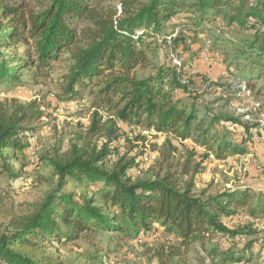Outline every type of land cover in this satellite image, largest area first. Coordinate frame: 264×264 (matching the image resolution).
Masks as SVG:
<instances>
[{
  "label": "trees",
  "instance_id": "trees-1",
  "mask_svg": "<svg viewBox=\"0 0 264 264\" xmlns=\"http://www.w3.org/2000/svg\"><path fill=\"white\" fill-rule=\"evenodd\" d=\"M166 28L170 34L163 32ZM176 30L177 37L171 38ZM212 31L217 34L209 49L219 43L241 49L235 77L253 90L252 79L264 74V0H119V6L110 0H0V87L20 86L27 71L41 74L64 59L61 89L68 101H75L80 90L94 88L97 106H107L125 124L194 141L216 159L244 155L247 141L229 139L220 126L230 123L252 132L256 124L250 127L201 108L178 68L137 75L139 68L152 64L158 37L170 43L181 41L183 32L203 39ZM43 115L38 99L0 100V181H14L23 170L32 172L40 165L49 170L42 178L49 189L29 211L5 213L0 203V213L8 218L0 225V264H62L49 247L67 245L92 230L140 239L158 227L177 235L188 249L215 235L253 233L229 230L224 218L244 210L264 218V187L256 198L251 187L224 190L216 197L195 195L190 185L178 188L170 172L135 179L128 173L130 162L108 168L104 159L110 151L97 150L88 141L38 156L39 163L33 164L27 135ZM99 127L93 120L88 131ZM70 183L83 191L67 189ZM179 253L176 249L165 257ZM243 259L225 254L216 264H243ZM88 260L109 264L95 255Z\"/></svg>",
  "mask_w": 264,
  "mask_h": 264
},
{
  "label": "rangeland",
  "instance_id": "rangeland-1",
  "mask_svg": "<svg viewBox=\"0 0 264 264\" xmlns=\"http://www.w3.org/2000/svg\"><path fill=\"white\" fill-rule=\"evenodd\" d=\"M110 2L119 6V0ZM163 32L170 34V28ZM176 32L171 38L177 37ZM216 34V31H212L202 39L183 32L181 41L170 43L158 37L154 45L156 49L150 55L152 64L139 68L137 75L147 76L159 67L179 69L183 83L188 85V92L198 95L201 108H208L213 114L233 116L251 127L256 121L245 118L251 110V102L261 103L264 119V74L252 79L250 84L253 90L247 94L248 89L243 90L244 84L235 77L240 72L237 59L241 49L238 45L220 43L214 44V50L209 49ZM207 38L211 41L208 42ZM22 51L23 48L20 49ZM203 57L210 62L207 68H201L198 64ZM213 64L224 65L228 74L214 80L209 76ZM65 67L66 63L61 59L53 62L50 69H43L41 74L33 69L27 71L21 78L20 86L0 87V100L13 97L23 103L32 99L41 102L44 115L41 121L33 125L35 130L27 135L34 152L33 164L39 163L38 156L63 152L73 144L81 145L88 141L97 150L106 148L110 151L104 159L108 168L130 162L128 173L135 179L163 177L170 172L178 188L183 190L190 185L191 193L195 195L216 197L224 190L247 189L248 184L254 197L259 192L261 181L255 180L258 178L250 174L248 166H253L264 178V127L245 132L241 126L230 123L219 125L229 139L236 142L245 139L248 153L216 159L207 148L194 141L180 142L171 135L123 123L107 106H97L94 88L82 89L78 98L73 99L75 101H68L62 96L61 89ZM93 120L98 121L99 131L89 133ZM48 174L49 170L40 165L32 172L23 170L14 181L2 179L1 211H29L32 203L48 191L49 184L42 179ZM247 179L251 181L246 183ZM67 189L83 191L75 183H70ZM7 219L6 214L0 213V225L5 224ZM224 223L231 231L245 228L253 233L215 235L192 243L186 249L177 235L158 227L151 233H143L140 239L127 238L118 232L92 230L82 233L79 239L67 245L51 246L48 252L62 264H88V258L93 255L109 264H216L225 254L244 258L243 264H264V218H254L244 210L233 219L224 218ZM176 249L180 252L178 255L165 257V253ZM161 252L164 257L160 256Z\"/></svg>",
  "mask_w": 264,
  "mask_h": 264
},
{
  "label": "crops",
  "instance_id": "crops-1",
  "mask_svg": "<svg viewBox=\"0 0 264 264\" xmlns=\"http://www.w3.org/2000/svg\"><path fill=\"white\" fill-rule=\"evenodd\" d=\"M211 54H213V53H211ZM198 64H199V66L201 68H207V66L210 65V62L207 61V59L203 57V59H200V62ZM211 66L212 67L210 69L208 67V69L210 71L209 72V76L212 77L214 80H216V77H218L220 75L222 76V75L228 74L224 65L213 64ZM235 157H237V156H235ZM248 167H249L248 171H251L250 174H252V175H254V176H256L258 178V179H255V180L261 181V182H259L261 187H259L258 190L262 189L264 187V178H263V176H261L259 173H257L258 170H255V168L253 166H248ZM248 180L249 179H247L246 183H249V181H251V180H249V181ZM252 180H254V179H252ZM248 187H251V186H249V184H248Z\"/></svg>",
  "mask_w": 264,
  "mask_h": 264
},
{
  "label": "built area",
  "instance_id": "built-area-1",
  "mask_svg": "<svg viewBox=\"0 0 264 264\" xmlns=\"http://www.w3.org/2000/svg\"><path fill=\"white\" fill-rule=\"evenodd\" d=\"M236 78H237V81L239 83H241L242 85L244 84L242 89L245 90V88H246L245 82L238 77H236ZM246 93L250 94L251 92L248 89V90H246ZM250 106H251V110H250V112H248V114L245 115V118L246 119L251 118V119L255 120L256 125L258 126V128L261 129L262 127H264V119L262 118L263 114L261 113L262 112L261 103L257 102V101H253L250 103ZM187 141L188 140H184L183 142H187Z\"/></svg>",
  "mask_w": 264,
  "mask_h": 264
}]
</instances>
